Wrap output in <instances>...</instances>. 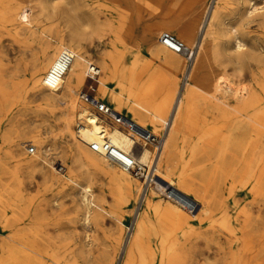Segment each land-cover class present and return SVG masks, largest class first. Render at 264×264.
I'll return each instance as SVG.
<instances>
[{
  "label": "bare ground",
  "instance_id": "6f19581e",
  "mask_svg": "<svg viewBox=\"0 0 264 264\" xmlns=\"http://www.w3.org/2000/svg\"><path fill=\"white\" fill-rule=\"evenodd\" d=\"M0 8L6 13L7 20L18 25L24 33H30L34 42L41 43L36 62L42 61L43 64L36 76V86L45 92V105L51 115L57 117L62 137L72 140V143L74 141V147L69 148L70 163L67 166L60 164V170L54 169L57 174L67 178V171L72 167H84L107 172L117 181L120 189L132 197L139 190L132 180L133 176L126 173L118 161L90 149L92 144L107 142L115 149L128 153L134 146L132 137L137 139L135 132L128 134L115 124L110 126L90 109L88 100L92 99L91 96L88 100L86 97L81 99V92V102L76 100L77 89L83 86L84 76L91 70L99 76L95 81L101 95L96 99L107 100L104 103L114 112L156 136L163 127L164 145L158 156L155 174L158 183L165 186H150L138 198L132 233L126 241L119 243L112 264H201V258H204L202 264H264V222L261 217L264 207V154L258 151V146L264 145V100L259 95L261 85L254 81L257 73L264 69V0H215L209 16L204 17L207 21L198 30V33L202 31L200 38L196 36V30L179 28L175 38L182 39L179 41L187 48L195 50L191 64L174 52L157 51L156 57L161 63L177 72H184L182 88L173 74L166 85L160 80L145 85L141 72L135 74V66L118 75L108 55L90 63L83 50L86 22L79 18L83 30L71 29L67 25L66 31L56 32H53L54 29L52 32L40 29L38 21L33 25V16L36 20L47 13L45 0H0ZM253 24L257 27L255 31L251 29ZM34 28L39 33H35ZM164 34L171 35L161 27H154L146 35V40L160 47L157 41L161 44ZM213 64L218 66V73L213 70ZM246 74H249L252 83L240 88ZM262 74L264 78V70ZM10 99L11 95L0 87V116L1 108ZM2 122L1 116L0 125ZM77 123V131H74ZM77 137L82 139L84 146L75 143ZM45 142L39 133L35 134L31 141L33 144L27 146L26 152L43 150ZM136 158L141 163L150 164L153 152L145 148ZM27 164L35 172L41 165L38 160ZM200 169L203 171L199 172ZM255 172L263 175L257 178ZM201 178H206V181L201 183ZM70 182L84 193V224L89 228L93 221L103 217L106 209L95 202L91 186H82L71 179ZM238 191H250L255 200L261 199L259 203L256 201L259 204L256 214L252 211L253 207H240ZM159 193L168 201L159 200ZM195 205L201 207L199 212L187 215L185 212H190ZM153 216L161 220L158 235L154 243L145 244L147 223ZM205 224L211 232L208 236L197 233L193 237L177 239L175 243L170 237L174 232L190 236L197 227ZM170 225H174L175 229H168ZM160 228L170 231L169 236L160 238ZM87 237L91 239L90 235ZM222 240L227 243L222 244ZM198 241L204 249L199 250ZM43 243L44 240L36 232L18 231L10 235L8 232L0 240V264L40 262L39 256L47 250ZM213 246L216 249L214 253Z\"/></svg>",
  "mask_w": 264,
  "mask_h": 264
},
{
  "label": "rangeland",
  "instance_id": "374dc122",
  "mask_svg": "<svg viewBox=\"0 0 264 264\" xmlns=\"http://www.w3.org/2000/svg\"><path fill=\"white\" fill-rule=\"evenodd\" d=\"M45 1L47 6L45 12L47 13H44L36 20L35 16H33L34 19L32 18L33 20H31L33 25H36L38 21L40 26H37L40 29L51 32L53 29V32L57 30L66 31L67 25L71 29L83 30L81 22H78L79 18L83 20L88 24L87 28H85L86 34L83 41V50L85 58L90 63H94L98 57L108 55L118 75L125 73L124 71L127 72L130 67L135 66V74L138 75L141 72V80L145 85L153 84L156 80H160L166 85L168 79L174 76L177 78L179 87L181 88L184 85L183 82H185L184 72H177L175 69L165 66L156 57V53L160 49L169 54L173 53L163 47L158 41L157 43L160 47L150 44L146 40V35L154 27H161L175 37L180 32L179 28H186L190 31L196 30V36L199 35L198 38H200V35H202V31L198 33L200 25L203 26L207 21V18L204 17L209 16V12L214 7L215 2V0H205L206 3L203 0ZM1 10L0 8V87L11 95V99L1 108L3 122L0 125V132L2 129L3 131L0 133V240L2 236L8 235V232L9 235L18 231L36 232L44 240L43 247L47 250L43 256H39L40 262H33V264H44L45 262L47 264H112L119 243L126 241L132 233L135 219L134 211L145 189L143 181L134 177L132 178L139 188V194L137 193L132 197V195L120 189L117 181L107 172L92 171L84 167H72V169H69L70 171H67V178L56 173L54 169L60 170V164L67 166L70 163L69 148L74 147V141L72 143V140L62 137L57 117L52 116L49 108L45 105L43 96L45 92L36 86V76H38L43 64L42 61L36 62V56L41 52V43L34 42L30 33H24L18 25L12 24L7 20L6 13ZM207 12L208 15L206 14ZM49 20L50 22H47ZM251 29L253 31L257 30L256 24L251 25ZM33 30L35 33L38 32L35 28ZM179 40L182 41V39ZM213 70L218 73V66L216 64H213ZM263 70L257 73L254 80L261 85L259 95L262 101L264 100ZM84 79L83 86L77 89L76 100L81 102V92L88 93L91 97L99 98L101 93L99 92L98 83L90 81L86 75ZM251 83L252 80L249 74H246L240 83V88ZM90 86H92V89H90ZM110 86L115 87L114 85ZM163 89L164 87H162ZM100 101L103 103L107 102V100ZM59 102L61 101L59 100ZM100 117L110 126H114V123L110 120L102 116ZM23 125L24 127H22ZM77 126L78 123L74 126V131H77ZM161 129L157 135L159 137L164 134L163 127ZM38 133L41 139L46 141L43 145L44 149L41 151L37 150L34 153L30 151L26 152L27 146L33 144L31 143L33 136ZM75 143L84 146L81 138L77 137ZM258 151L264 154L263 144L258 146ZM35 160H38L41 164L38 172H35L27 164ZM118 171L120 172L119 169ZM201 171L203 169L199 170V172ZM255 175L258 178L263 174L255 172ZM68 178L82 186H91L95 202L106 209L103 212V217L93 221L89 228L84 224V193L80 188L72 184ZM158 181L155 177L152 187H156V184L161 187L165 186L164 183H158ZM200 181L204 183L206 178H201ZM29 190L32 191L30 192ZM170 191L175 193L177 197H180L179 193L174 189ZM222 197L223 195L221 194ZM157 198L163 202L168 201L160 193L157 194ZM253 198L254 196L250 191H238L240 207L243 209L253 207L252 211L256 214L257 205H259L256 201L259 203L261 199L255 200ZM56 203L57 205H55ZM200 208V206L195 205V208L185 213L187 215H196ZM262 208L261 217L264 222V207L262 206ZM50 209L51 212H49ZM160 224L161 220L158 217L153 216L148 220L143 240L145 244L155 242ZM74 227H76V230ZM207 227L208 224L197 227V230L190 236L185 237L182 232H174L171 233L170 237L175 243L177 239L193 237L197 233L198 235L201 233L208 236L211 232L207 230ZM168 229H175V226L170 225ZM160 230V238L169 236L170 231H164L162 228ZM67 232L71 236L73 233L72 239ZM87 234L91 236V239H88ZM225 242L227 243V241L222 240L221 243L226 244ZM197 245L199 250L204 249L200 241H198ZM215 251L216 249L213 246L212 253ZM203 262L204 258H201V264Z\"/></svg>",
  "mask_w": 264,
  "mask_h": 264
},
{
  "label": "built area",
  "instance_id": "2783aa9c",
  "mask_svg": "<svg viewBox=\"0 0 264 264\" xmlns=\"http://www.w3.org/2000/svg\"><path fill=\"white\" fill-rule=\"evenodd\" d=\"M161 45L167 50L183 56L189 64H191L195 58V50L187 48L182 42L172 35L164 34L161 37ZM97 76L98 73L94 70H91L86 74V77L93 82H95V78ZM90 89H92V86H90ZM88 96V93H82L81 99H85L84 97H86L88 100ZM88 102L91 109L99 116L110 120L128 134H134L133 132L137 134L135 135L137 139L132 137L134 146L128 153L115 149L107 142L102 144H92L90 146L91 151L102 154L103 156H109L110 158L118 161L126 173H129L134 178L143 181V186L145 188L144 191H147L150 186L154 185L155 177H157L155 173L159 159L158 156L164 145V134L159 137L152 134L148 130L137 126L133 121L117 114L95 97L89 99ZM145 148H150L154 154L153 161L150 164L141 163L136 158L137 154Z\"/></svg>",
  "mask_w": 264,
  "mask_h": 264
}]
</instances>
